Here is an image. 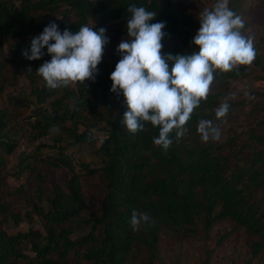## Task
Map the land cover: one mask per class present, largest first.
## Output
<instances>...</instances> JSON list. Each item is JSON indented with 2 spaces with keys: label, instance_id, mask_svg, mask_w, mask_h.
<instances>
[{
  "label": "trees",
  "instance_id": "16d2710c",
  "mask_svg": "<svg viewBox=\"0 0 264 264\" xmlns=\"http://www.w3.org/2000/svg\"><path fill=\"white\" fill-rule=\"evenodd\" d=\"M180 0H0V75L4 63L25 62L34 110L27 120L31 138L49 136L32 152H16L25 126L0 108V264H264V90L236 92L231 84L247 80L256 68L264 76L261 39L256 57L222 73L216 70L206 100L200 102L179 141L175 132L167 151L154 145L159 127L142 122L135 134L121 121L123 95L110 91L111 73L127 38L130 6L144 7L164 22L163 54L189 55L199 17L178 7ZM217 3V2H216ZM215 3V4H216ZM243 5V4H242ZM215 6V5H214ZM238 15V7L228 5ZM106 29L108 44L94 79L49 89L36 72L50 61L24 58L31 40L51 23L75 32L90 21ZM249 22L244 21L246 37ZM229 105L226 118L216 110ZM220 130L204 142L200 120ZM91 145L99 165L76 161L68 147ZM55 149L56 155L43 151ZM62 169L56 180L49 170ZM28 175L31 198L18 211L10 177ZM46 198L47 207L41 205ZM133 210L149 220L133 231ZM13 224V227H11ZM26 224V230L19 226Z\"/></svg>",
  "mask_w": 264,
  "mask_h": 264
},
{
  "label": "clouds",
  "instance_id": "9594fccd",
  "mask_svg": "<svg viewBox=\"0 0 264 264\" xmlns=\"http://www.w3.org/2000/svg\"><path fill=\"white\" fill-rule=\"evenodd\" d=\"M127 38L117 48L121 59L111 73L112 93L123 95L128 111L121 121L132 134L143 129V123L159 127L154 145L167 151L175 132L179 141L187 134L186 125L201 101L206 100L214 73H227L240 65H250L256 51L250 39L241 32L243 19L236 15L227 0H217L212 10L201 13L199 30L192 40L198 51L186 55L163 54L164 22L151 23L156 13L144 7L130 6ZM95 25H84L78 31L60 32L58 25L49 24L31 40L30 52L22 55L30 61L40 60L47 48L50 61L37 70L49 89L74 86L94 79L108 44L106 29L94 31ZM229 105L216 110L217 120L226 118ZM198 134L204 142L219 139L220 130L210 120H200ZM147 213L133 210L130 226L138 231L147 223Z\"/></svg>",
  "mask_w": 264,
  "mask_h": 264
},
{
  "label": "rangeland",
  "instance_id": "374dc122",
  "mask_svg": "<svg viewBox=\"0 0 264 264\" xmlns=\"http://www.w3.org/2000/svg\"><path fill=\"white\" fill-rule=\"evenodd\" d=\"M217 0H180L178 7L184 11H192L201 17L206 9L212 10ZM238 7V16L243 21L249 22V27L246 31V38L250 39L254 44L264 39V0H227L228 5ZM243 4V5H242ZM96 24L94 20L90 21L92 26ZM193 35L197 34L196 31H192ZM261 54L264 55V40L261 43ZM3 58L0 55V61ZM32 69L31 66L25 62L18 64L4 63L2 66L3 74L0 75V108L6 109L13 117L14 123L25 126V131L18 136L19 145L15 153L8 156V167L13 169L17 162V156L21 151L32 152L36 149L39 143H44L48 146L53 144L52 139L49 136L42 138L41 140H35L31 138V132L28 127L27 120L31 116L35 106L31 104L23 105V100L32 101V97L29 96L30 81L26 75L25 70ZM231 87L236 92H245L250 90H264V76L259 68H256L251 76L247 80L234 82ZM91 145L81 144L77 147H68L67 153L71 155L76 161H84L90 163L92 166L99 165L97 160L91 153ZM44 155L54 156L56 155L55 149H47L43 151ZM50 176L56 180H63L67 174L64 170H49ZM9 188L16 192L15 208L18 211H22L28 207L29 199L31 198V192L29 188L28 175L25 173L22 177H10L8 180ZM41 205L48 206L46 198L41 201ZM13 227V224H11ZM20 230H26V224L19 226Z\"/></svg>",
  "mask_w": 264,
  "mask_h": 264
}]
</instances>
